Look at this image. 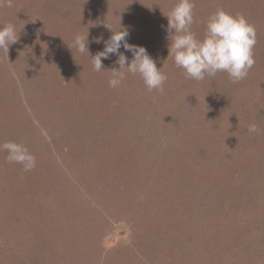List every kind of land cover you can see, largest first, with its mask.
Returning a JSON list of instances; mask_svg holds the SVG:
<instances>
[{"label":"rangeland","instance_id":"obj_1","mask_svg":"<svg viewBox=\"0 0 264 264\" xmlns=\"http://www.w3.org/2000/svg\"><path fill=\"white\" fill-rule=\"evenodd\" d=\"M52 2L0 0L17 34L0 48V144L35 157L24 171L0 150V264H264V0H192L197 39L217 9L254 27L236 83L168 58L177 0ZM107 24L147 49L162 92L131 73L110 87L115 55L94 70Z\"/></svg>","mask_w":264,"mask_h":264},{"label":"clouds","instance_id":"obj_2","mask_svg":"<svg viewBox=\"0 0 264 264\" xmlns=\"http://www.w3.org/2000/svg\"><path fill=\"white\" fill-rule=\"evenodd\" d=\"M193 9L192 0H177L175 6L165 15L168 19L166 31L170 37L168 58H173L175 66L183 69L186 79L201 81L206 77H214L218 72H226L234 83L245 79L255 63L254 27L242 14L233 15L223 9H217L206 22L204 38L197 39L191 31L194 23ZM107 27L112 35L104 42L103 51L95 56L90 55L94 70H104L102 60L115 55L119 68L110 71V87L116 88L131 73L139 74L149 91L155 89L162 92L167 76L162 72V68L157 67L147 49L130 44L126 29L122 30L120 27L117 30L109 24ZM16 40L17 34L13 24L0 26V48L9 49V45ZM87 42L88 36L85 38L83 35H77L69 47L81 53H89ZM121 47L124 52L120 51ZM125 52L132 54L130 61ZM248 130L257 132V125L250 124ZM0 150L7 152L8 162L23 165L24 171H30L35 166V157L22 143L6 141L0 144Z\"/></svg>","mask_w":264,"mask_h":264},{"label":"trees","instance_id":"obj_3","mask_svg":"<svg viewBox=\"0 0 264 264\" xmlns=\"http://www.w3.org/2000/svg\"><path fill=\"white\" fill-rule=\"evenodd\" d=\"M67 0H53V2L52 3H54V5H52V6H54V7H56V5H58L59 7H61L62 6V4L64 3L65 4V2H66ZM106 5V4H105ZM64 8H65V6H63ZM66 13V10H63V8L61 9V10H58V13H56L55 12V8L53 9V14H55V15H59V14H61V15H63V14H65ZM112 56H114V55H112ZM129 58V60H130V57H128ZM6 234H7V232H6ZM6 243V242H5Z\"/></svg>","mask_w":264,"mask_h":264}]
</instances>
